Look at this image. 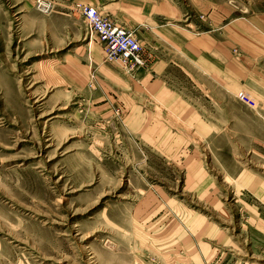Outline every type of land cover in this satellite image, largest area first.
Here are the masks:
<instances>
[{"label": "rangeland", "instance_id": "1", "mask_svg": "<svg viewBox=\"0 0 264 264\" xmlns=\"http://www.w3.org/2000/svg\"><path fill=\"white\" fill-rule=\"evenodd\" d=\"M55 1L0 0V264H264V0Z\"/></svg>", "mask_w": 264, "mask_h": 264}, {"label": "built area", "instance_id": "2", "mask_svg": "<svg viewBox=\"0 0 264 264\" xmlns=\"http://www.w3.org/2000/svg\"><path fill=\"white\" fill-rule=\"evenodd\" d=\"M42 11H52L55 0H36ZM70 10L78 12L87 25L91 36H96L104 45V60L119 62L126 68L147 67L150 58L146 54L134 30L127 28L107 15H102L97 7L72 1L66 5Z\"/></svg>", "mask_w": 264, "mask_h": 264}, {"label": "crops", "instance_id": "3", "mask_svg": "<svg viewBox=\"0 0 264 264\" xmlns=\"http://www.w3.org/2000/svg\"><path fill=\"white\" fill-rule=\"evenodd\" d=\"M191 43H193L195 45V39L192 38ZM200 43V40H199ZM194 47L192 46V50ZM160 64V62H158ZM162 69V68H161ZM151 73V72H148ZM145 74L142 77V81H149L150 86H153L155 89L152 90V88H150L149 90H152V92H155L156 95L158 96V99H161L162 101H165L167 104H169L170 106H172L173 108L177 109L176 112H178V114H181L183 116H185L187 118V120H189L188 122H186L187 127H201V128H207L205 125V122L200 119L198 116L197 118L195 117V111L190 109V108H186L181 101H179V96L173 94L172 92H170V90H168L159 80H153L152 82H150L151 77L153 76L152 74L148 75ZM146 84H148V82H146ZM144 85V84H143ZM147 88V86L145 87ZM148 91V90H147ZM204 123V124H203Z\"/></svg>", "mask_w": 264, "mask_h": 264}]
</instances>
